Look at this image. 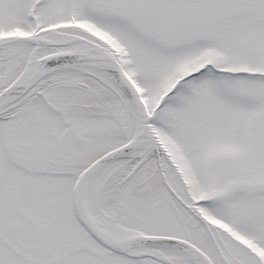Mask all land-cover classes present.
<instances>
[{
  "label": "snow or ice",
  "instance_id": "1",
  "mask_svg": "<svg viewBox=\"0 0 264 264\" xmlns=\"http://www.w3.org/2000/svg\"><path fill=\"white\" fill-rule=\"evenodd\" d=\"M0 264H264V0H0Z\"/></svg>",
  "mask_w": 264,
  "mask_h": 264
}]
</instances>
